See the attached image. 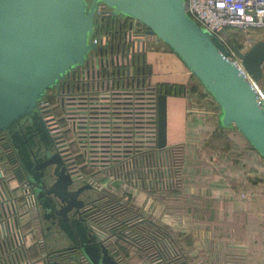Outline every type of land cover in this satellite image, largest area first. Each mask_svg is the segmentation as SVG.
<instances>
[{"label":"water","instance_id":"95a60500","mask_svg":"<svg viewBox=\"0 0 264 264\" xmlns=\"http://www.w3.org/2000/svg\"><path fill=\"white\" fill-rule=\"evenodd\" d=\"M101 5L120 19V26L128 19V30L144 27L139 36H156L170 49L219 106L220 125L237 129L264 159V106L250 84L264 78V39L253 40L243 51L234 47L248 80L227 60L224 45L185 12V0H0V133L11 141L34 201L44 205V196L57 201L53 210L48 206V213L67 239L66 246L50 249L49 255L43 252L44 258L39 257L43 264H79L80 256L89 264H121L82 215L91 201L92 186L74 180L51 139L48 153L35 167L53 177L42 188L44 177L37 178L29 168L26 146L18 147L16 133L25 121L40 119L38 105L46 92H58L97 50L100 57L107 55L93 41ZM222 35L227 38L225 31ZM116 42V52L126 59L137 57L139 44L145 51V43L132 39L131 33L126 36V30L117 34ZM112 49L113 44L110 54ZM141 58L144 65V53ZM160 91L156 142L165 148L167 93L161 87ZM39 239L44 246V239Z\"/></svg>","mask_w":264,"mask_h":264},{"label":"built area","instance_id":"2783aa9c","mask_svg":"<svg viewBox=\"0 0 264 264\" xmlns=\"http://www.w3.org/2000/svg\"><path fill=\"white\" fill-rule=\"evenodd\" d=\"M184 9L197 25L224 45L228 50L227 60L250 80L222 32L227 29L241 32L247 45L243 49H247L254 40L251 34L264 30V0H185ZM108 14L105 6L98 7V27L101 18ZM93 41L98 49L99 38L95 36ZM98 52L69 77L66 88L54 94L58 114L49 102L43 107L49 126L54 127V146L74 180L90 184L92 191L118 183L124 191L160 194L164 188L181 181L182 169L172 170L166 151L157 147V94L151 92L150 81L136 74L132 65L112 72L109 59L100 57ZM250 84L258 103L264 106V87L251 80ZM1 153L0 148V264H28L26 249L42 245L39 239L28 248L25 237L32 231L25 232L21 224L24 215L30 216L34 198L26 181L12 183L14 175ZM260 191L256 187L241 197L250 200L261 194ZM90 204L91 201L87 208ZM89 224L106 244L107 232ZM44 255L41 253L40 257ZM79 264L89 263L80 256Z\"/></svg>","mask_w":264,"mask_h":264},{"label":"rangeland","instance_id":"374dc122","mask_svg":"<svg viewBox=\"0 0 264 264\" xmlns=\"http://www.w3.org/2000/svg\"><path fill=\"white\" fill-rule=\"evenodd\" d=\"M237 34L234 38L239 42L242 51L243 47L247 46L243 43L245 37L239 31ZM251 37L254 40L264 39V30L252 33ZM191 86H195V89L192 92L188 90L187 96L194 115L191 128L195 138L192 136L191 140L183 145L182 178L179 189L164 196L155 195V198L163 202L169 200L164 205L167 210L171 209L169 205H174L178 211L185 212L186 209L188 213L189 195L192 196L195 192V209L191 213H196L201 219L194 221L197 225L188 221H179L180 230H174L168 218L165 222L157 216L152 217L157 224L167 227L169 235L166 237L172 251L170 253H177L189 264H264V161L247 142H243V137L236 129L230 130L229 136L223 138L220 146L217 145V142L211 138L216 125L209 116L211 113H218L219 109L197 81ZM259 87H264V78L259 82ZM239 156L242 158H238ZM230 186L233 190L228 197L225 192L227 189H232L227 188ZM256 187L262 190L261 194L250 200L241 197L242 194L248 195ZM225 198L230 201L226 212L228 211L232 217L227 223L220 222L217 219L219 213L212 212V209H224L227 201ZM133 203L138 207L140 218L147 217L141 215L139 204L134 201ZM242 209H247L244 216L240 214ZM205 217L208 220L204 219ZM194 226L201 227L204 236L210 238V243L203 239L202 234L196 236L188 234V230ZM185 230L187 232H184ZM228 243L244 244L248 249L243 256H238L236 253L227 255L226 252L223 254L212 252V248L225 247ZM257 245L261 249L259 254L252 249ZM129 256L131 259L128 264H151L148 255L143 253L136 252Z\"/></svg>","mask_w":264,"mask_h":264},{"label":"trees","instance_id":"16d2710c","mask_svg":"<svg viewBox=\"0 0 264 264\" xmlns=\"http://www.w3.org/2000/svg\"><path fill=\"white\" fill-rule=\"evenodd\" d=\"M105 21H102V25H100L96 36L100 40V44L102 49H106L107 43L110 40V20L107 23V26L103 28V24ZM123 28H125L123 26ZM232 31L233 33H230ZM227 39L229 43L233 47L241 48L239 42L236 38H234L235 34L238 35V30L235 29H227L226 31ZM233 35V36H232ZM106 36V38H105ZM107 41V43H106ZM170 50V49H169ZM144 76L148 79V69L144 64ZM197 81V80H196ZM198 82V81H197ZM199 83V82H198ZM200 84V83H199ZM201 85V84H200ZM161 89H165L167 96L170 94H181L183 92V88L176 85L169 84H152L150 85V90L154 94H158ZM195 86L189 87V90L194 91ZM213 103L216 102L212 99V97L206 92ZM205 96V95H204ZM51 105L54 107V113L58 114L59 109L55 107V100H50ZM218 107V113H214L213 116H209L210 118L215 119V132L212 135V139L217 142V145H221L223 142V133L222 130L224 128L220 125L219 115L220 108ZM217 121V122H216ZM58 125H61V122H58ZM219 128V129H218ZM218 129V130H217ZM235 129V128H232ZM225 129V130H232ZM237 130V129H236ZM218 131V132H217ZM237 132L242 135L238 130ZM244 138V136L242 135ZM245 139V138H244ZM246 140V139H245ZM246 142L250 145V143L246 140ZM251 149L255 151V149L250 145ZM0 148L2 150V155L7 160V168L12 171L14 175L13 184H22L26 181L24 172L21 168L19 160L16 156V153L8 140L0 139ZM183 143L168 145L164 148L167 154V160L172 170H178L182 168L183 164ZM259 155V154H258ZM260 156V155H259ZM260 158L264 161V159L260 156ZM78 162H80L79 158H76ZM84 172H89L84 169ZM102 180L101 182H103ZM180 182L172 185L169 188H164L160 196H164L170 194L174 190H178ZM99 188L98 190L91 191V204L83 212V217L87 220L88 223H91L95 226H98L104 229L107 232V237L109 241L106 242V246L113 253L116 258H120L119 263L128 264L131 259V254L140 252L145 255H148L151 264H189L187 261L178 255L177 253L171 254V248L169 247V241L166 236H168L167 227L161 226L156 223L155 219L152 216H148L145 218H140V214L138 212V207L133 203V199L130 194L125 193L124 195L119 196L116 192L111 191L105 188ZM151 193L154 191H150ZM154 195H158L156 193H152ZM122 198V200H121ZM39 230V229H38ZM37 230H35L36 232ZM36 234H38L36 232ZM40 234V231H39ZM38 234V237L40 235ZM114 239V241H111ZM34 248L35 254L37 257L41 255V253L45 252L47 255L50 254L51 250L44 246L34 245L30 249ZM26 251V250H25ZM125 252V255H123ZM128 257H127V253ZM27 255V254H26ZM71 256L76 255V252L71 253ZM80 258V257H79ZM39 260V259H38ZM79 260V259H78ZM127 260V261H126ZM42 262V261H41Z\"/></svg>","mask_w":264,"mask_h":264},{"label":"crops","instance_id":"0c3cea01","mask_svg":"<svg viewBox=\"0 0 264 264\" xmlns=\"http://www.w3.org/2000/svg\"><path fill=\"white\" fill-rule=\"evenodd\" d=\"M144 43H145V52H144L145 65L147 66L148 75H149L148 81H150V83L153 85L164 83V84H169V85L180 86L183 88V92L181 94H170L167 96V133H168V137L170 138L169 140L170 142H169L168 141L169 138L167 137V144L173 145V144L183 143V145H185L187 144L189 140H191L190 138L192 136L195 138V136L192 135L193 128H191V124L193 123L191 120L192 118H194V115L192 114L193 112L190 109V104H189L187 93H188L189 87H191L192 84H195L196 79H194V77L191 75V73L185 67V65L180 61V59L171 50H169L156 36H145ZM213 115L214 114L212 113L210 114V116H213ZM211 119L215 122V119L213 118ZM229 131L230 130H225V129L222 130L223 133L221 134V136L225 138L228 137ZM242 139H243V142H246L244 138ZM242 148L244 149V146H242ZM256 154L258 155L257 152ZM238 158H242V157L239 156ZM104 184H106V182H104ZM108 185L109 186L107 187L106 185L104 186L108 188L109 190L115 191L119 196L124 195L125 193L130 194L133 201L139 204L141 215H144L147 217L157 216L158 218L163 219L162 221H165V222H166V218H168L171 221V224L174 230L175 229L180 230V228L178 227L179 221H183V222L188 221V222H192L193 224L197 225V223H194V221H198L201 219L198 217L196 213L195 214L191 213L195 209V205H194L195 204L194 202L195 192L192 193L193 194L192 196L191 194L189 195V199H188L189 207L187 208L188 213H186V209H185V212L178 211V208L174 205H169L171 209L167 210L164 205L169 200L166 202L157 200L155 198V195H152L146 191H142V190H129V191L125 190L124 191L122 187H119L118 183L117 184L110 183ZM227 188H232V187L230 186ZM192 190L194 191V189ZM232 190L233 188L231 190L227 189V191L225 192L227 193L226 195L228 197L230 195L229 193ZM225 199L227 201H225L226 204L224 205V209L223 208L222 209L218 208L216 210L212 209V212L214 214L219 213L217 219L220 222L224 221L225 223H227V222H230V220H232V217H230L228 211L226 212V210L229 209L230 201L228 200V198H225ZM193 205L194 207H191ZM212 206L213 205H211V207ZM245 212H247V209L240 210V214L243 216L246 215L244 214ZM30 216L24 215L21 219V224H23L24 231L25 232L32 231V233L27 232L28 236L25 237V244L28 248L32 246L36 240H38L39 231H40L39 235L40 237L44 239L45 245L48 249H55L56 247H64L67 245V239H65V241H63L62 244L54 245V247L52 248L51 246H48V230H46V235H44L43 232L40 229L38 230L37 228L36 217L33 216L34 218L30 219ZM204 219L208 220V218L206 217ZM200 229L201 227H197V226L191 227L188 230V234H193L194 236H196V234H199V235L202 234L203 239H206V241L207 242L209 241L210 243V240H209L210 238L207 236H204V231H201ZM35 230H37L36 232L38 234H36ZM184 232H187V231L185 230ZM111 241H114V239H111ZM247 249H248V246L244 244H229L228 243V244H225V247L220 246V247L212 248V252L214 251L220 252L221 254L226 252L227 255L229 253L230 254L236 253L238 256H243L244 253L247 251ZM252 249L256 250L258 254L261 251L259 245H257L256 247H253ZM26 254H27L28 264H43L41 261L38 260L40 258L39 256L37 257V255L35 254L34 248L30 249L29 251H26ZM121 264H124V263L122 262Z\"/></svg>","mask_w":264,"mask_h":264},{"label":"flooded vegetation","instance_id":"af4514ba","mask_svg":"<svg viewBox=\"0 0 264 264\" xmlns=\"http://www.w3.org/2000/svg\"><path fill=\"white\" fill-rule=\"evenodd\" d=\"M108 9V8H107ZM109 10V9H108ZM110 12V11H109ZM109 16L107 17H102L101 18V25H102V21L105 23L103 24V28H105L107 26V23L110 20V27L109 30L110 32V40L107 43V47H106V51L108 52L107 55L104 58H108L109 62L108 65L110 67V71L115 72L118 71L120 69H122V67H130L131 65L133 66L132 69L136 74H142L144 73V65L142 64V49H141V44L138 45L139 50H137V57H134V59H130V57H128L126 59L125 56L118 54L115 50V45L117 44L116 42V38H117V34H119L120 32H122L123 30H126V36L131 33L132 34V39L139 41V42H144V37L139 36L142 34V32L144 31V27H140V26H133L131 30H128L129 28V20L125 19L124 21L121 22V26L119 25V21L120 19L117 17H111V13L108 14ZM123 26L125 28H123ZM133 34L137 35V36H133ZM106 38V36H105ZM113 44V48L112 49V54H110L109 50L111 45ZM101 47V45H100ZM102 48V47H101ZM145 64V63H144ZM106 69V68H105ZM102 76V73H101ZM104 76V75H103ZM70 77V76H69ZM64 82L62 89L66 88L69 84V78ZM53 91V92H52ZM56 90H50L48 92H46L45 96L43 97L42 101L39 103L38 105V112H39V117H37V119H35L34 122H24L20 125V128L17 129V134L20 137V141L17 143L18 147L21 146V143L26 146L25 147V156L29 157V159L27 160L28 166L30 169H34L33 173L35 174V176L37 178H41V176H43V183L44 186L42 188L45 189V187H48V185L53 181V177H51V175H44V173L48 172L45 171L44 173L38 171L35 167L39 162H42V156H44V154L48 153V149H50L51 147V139L53 141V133L54 131V127L49 126L48 124V117L46 115L43 114V107L44 105L48 102L51 103L50 100H55L56 102V98H54V94L56 93ZM43 120V121H42ZM57 126V125H56ZM1 138L0 139H4V140H8L10 141L9 137L6 134L0 133ZM11 142V141H10ZM42 181V180H41ZM46 183V184H45ZM43 204H39L35 201H33L31 209H30V219L34 218L33 216L36 217L37 219V228L40 229L44 235H46V230H48V246L54 247V245L57 244H62L63 241H65L66 236L65 234L59 229L58 225H57V219L56 220H52V215L53 214H49L48 213V206L49 208L52 207L53 208L57 207V201L54 199H48V197L44 196V200H43ZM51 210V211H52ZM32 222V220H31ZM55 236V237H54ZM54 237V238H52ZM53 245V246H52ZM60 246V245H58ZM56 248H60V247H56Z\"/></svg>","mask_w":264,"mask_h":264}]
</instances>
